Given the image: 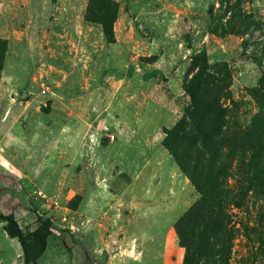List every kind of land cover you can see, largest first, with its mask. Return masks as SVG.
I'll use <instances>...</instances> for the list:
<instances>
[{
	"label": "rangeland",
	"instance_id": "1",
	"mask_svg": "<svg viewBox=\"0 0 264 264\" xmlns=\"http://www.w3.org/2000/svg\"><path fill=\"white\" fill-rule=\"evenodd\" d=\"M197 64L214 87L200 95L210 118L188 88ZM263 83L264 0H0V213L23 229H36L40 216L54 222L39 264H264V193L240 165L236 138L264 114ZM219 108L234 151L226 174L199 177L202 195L162 141L180 121L206 125L219 152ZM53 123L86 125L89 152L98 129L101 144L117 140L111 167L131 176L145 167L139 187L122 196L118 180L92 195L49 193L63 164L42 162L47 147L54 154L62 145ZM171 138L177 153L195 154L190 132ZM3 227L0 264H24Z\"/></svg>",
	"mask_w": 264,
	"mask_h": 264
},
{
	"label": "trees",
	"instance_id": "2",
	"mask_svg": "<svg viewBox=\"0 0 264 264\" xmlns=\"http://www.w3.org/2000/svg\"><path fill=\"white\" fill-rule=\"evenodd\" d=\"M198 67V64H197ZM199 68V67H198ZM205 73L199 68V72L192 78L189 89L192 93L193 103L197 107L199 113L204 117L212 116L209 111L210 105L203 104L201 107L200 95L206 96L208 90L214 89L210 82L205 81ZM264 89V83H263ZM209 97V96H208ZM205 99H207L205 97ZM204 100V98H203ZM204 102V101H203ZM220 113L224 117L222 125L218 131V137L221 139L222 149L216 152L213 149V140L209 138L208 133L210 127L195 126L186 128L183 121L175 125L172 130H166V137L162 141L170 155L175 158L176 163L182 171L188 176L191 183L202 194L207 193L206 184H200L199 177L205 176V173L226 174L229 169L231 157L234 151L232 145V133L228 126V110L219 108ZM255 124L250 128L241 129L236 136L238 141L237 151L239 163L243 167H249L256 174L259 181L257 186L264 193V114H260ZM207 124V123H205ZM190 132L197 137L194 155L189 152L177 153L171 146V136L178 134L182 136L184 133ZM217 158V160H215ZM190 213L185 214L176 224L175 229L179 231L182 223L188 219ZM0 222L4 225V231L10 240L17 241L24 264H39V260L43 257L48 248L50 237L53 235L54 222L49 218L38 217V227L34 230L23 229L16 220L14 214L4 215L0 213Z\"/></svg>",
	"mask_w": 264,
	"mask_h": 264
},
{
	"label": "crops",
	"instance_id": "3",
	"mask_svg": "<svg viewBox=\"0 0 264 264\" xmlns=\"http://www.w3.org/2000/svg\"><path fill=\"white\" fill-rule=\"evenodd\" d=\"M19 112L20 111H18L17 113L18 114L17 117L14 118L15 122L13 123V125H16L19 119V116H20ZM50 128L52 130L57 129V131H59L58 136L60 137V142L62 145L58 144L59 149L56 150L54 154L48 153L50 151V147H47V150H46L47 155L45 154L43 156L42 162L47 163V166L49 164H52V168L54 164H58L59 165L58 168L60 167L61 162H63V164H62V171L60 173L59 180L57 181V183L54 184L55 188L52 191L48 190L49 193L53 195L56 194V196L63 195L67 199H70L74 197L75 195L84 196L83 194H86L88 189L90 188L89 193L92 192L91 193L92 195L100 191V189H96L97 185L100 184L102 186L106 185L109 187L110 186L114 187L116 186L117 184L116 182L118 180L126 182V185L123 186L121 189H119L120 194L122 196L129 194L131 189L139 187L140 177L145 167H143L142 169H133L134 176L130 175V171L128 172L122 171V170L120 171L118 166L111 167V164H114L115 160L117 159L114 158L113 155L112 156L110 155V150L113 151V148H110V147L113 144H115L117 140L109 141L108 143L104 145L101 144L100 140L102 139L103 136L101 135L100 129H98V131L96 130L95 133L92 135L94 137V142L90 145V152H89L85 149V146H83V137L87 131L86 125L83 126L81 124H78L73 129H71L67 126H58L53 123ZM66 137H70L72 139L70 138L67 139ZM66 140L68 141L67 143H71L70 142L71 140L73 142V149H72V154L70 155V157L66 156V151H65ZM103 153L106 154V156H109V159H108L109 161L107 160L109 163L108 167L103 163L104 161L100 157V154H103ZM29 159L31 158L22 159V158H18L17 156H15V162L19 164L28 163L31 161ZM67 162L69 163L67 164ZM11 166L13 168V173L17 175V177L29 178L26 169L24 170L21 167L19 168L18 166L13 165V164ZM43 171L42 173L45 172V175L43 174L44 176L43 183L44 185L47 186L50 180V177L47 176L48 170L44 172ZM73 171L76 173L75 175L71 174ZM87 172H89V174H91L94 180L96 181V186H93V182L91 180L87 182V179H86ZM115 173L119 175L118 176L119 178H117V180H115L116 178V176H114ZM100 175H102L103 178L105 179L106 181L105 183H101L103 178L100 177ZM99 178H101V180ZM98 180H100V182H98ZM130 180H133L132 181L133 183H130ZM87 185H89L88 188H87ZM111 194L114 195V193H111ZM86 202H88L87 198L83 197L81 206L83 205V203H86ZM92 203L93 201L91 199L90 204Z\"/></svg>",
	"mask_w": 264,
	"mask_h": 264
},
{
	"label": "built area",
	"instance_id": "4",
	"mask_svg": "<svg viewBox=\"0 0 264 264\" xmlns=\"http://www.w3.org/2000/svg\"><path fill=\"white\" fill-rule=\"evenodd\" d=\"M110 137H111V140H114V136L113 135H111ZM40 195H42V193H40Z\"/></svg>",
	"mask_w": 264,
	"mask_h": 264
}]
</instances>
